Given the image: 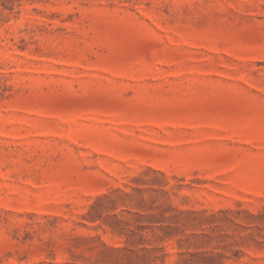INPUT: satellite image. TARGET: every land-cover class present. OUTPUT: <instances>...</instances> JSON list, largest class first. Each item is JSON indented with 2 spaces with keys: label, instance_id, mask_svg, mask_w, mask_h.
<instances>
[{
  "label": "rangeland",
  "instance_id": "1",
  "mask_svg": "<svg viewBox=\"0 0 264 264\" xmlns=\"http://www.w3.org/2000/svg\"><path fill=\"white\" fill-rule=\"evenodd\" d=\"M0 264H264V0H0Z\"/></svg>",
  "mask_w": 264,
  "mask_h": 264
}]
</instances>
